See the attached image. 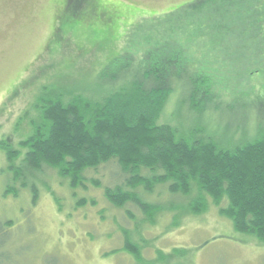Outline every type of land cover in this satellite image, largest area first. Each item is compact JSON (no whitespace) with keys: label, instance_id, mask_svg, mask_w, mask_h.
Here are the masks:
<instances>
[{"label":"trees","instance_id":"16d2710c","mask_svg":"<svg viewBox=\"0 0 264 264\" xmlns=\"http://www.w3.org/2000/svg\"><path fill=\"white\" fill-rule=\"evenodd\" d=\"M84 2L64 1L62 33L77 37L76 23L100 21L82 8ZM92 27L102 38L94 43L110 45L106 31ZM146 30L148 43L173 46L157 51L163 65L154 60L146 68L122 70V60L102 65L96 89L82 82L95 71L72 78L61 73L35 86L10 136L0 139L7 177L3 194L17 197L26 190L34 206L41 187L50 192L47 180L54 174L83 206L86 198L76 190H86L90 181L123 214V223L116 224L119 250L129 253L133 264H152L143 256L145 248L153 249L156 260L169 256L143 231L174 210L172 216L182 221L215 207L235 232L264 245V86L256 99L239 104L217 100L211 88L224 78L217 75L225 44L230 63L243 62L244 70L232 72L233 78L264 75V0H193ZM50 195L60 210L59 198ZM21 223L14 230L12 219H1L0 235L28 234L32 228L22 230Z\"/></svg>","mask_w":264,"mask_h":264},{"label":"rangeland","instance_id":"374dc122","mask_svg":"<svg viewBox=\"0 0 264 264\" xmlns=\"http://www.w3.org/2000/svg\"><path fill=\"white\" fill-rule=\"evenodd\" d=\"M64 1L0 0V139L10 136L14 121L27 108L35 86L61 73L72 78L95 71L82 82L96 89L100 86L97 72L102 65L109 68L120 60L122 70L142 64L150 67L153 60L163 65L164 58L157 56V51L170 52L173 46L165 45L167 41L148 43L145 39L151 33L146 27L154 20H163L172 13V8L184 7L193 0H85L82 8L99 16L100 21L94 17L88 18L84 26L76 23L73 31L78 30L77 37L60 30ZM173 14L171 18L178 15ZM73 23L69 25L73 27ZM93 24L106 31L110 45L102 47L99 42L94 43L102 38L100 33L91 32ZM124 44L127 49L123 51ZM229 49L225 44L224 65L217 75L224 78L218 86L210 85L212 95L234 104L256 99L264 86V75L246 76L240 81L233 78L232 72L243 71L244 67L242 61L234 66L230 63ZM111 53L118 55L108 57ZM114 57L118 59L109 62ZM174 69L170 66L168 71ZM226 70L224 76L222 71ZM177 72L179 69L174 74ZM4 167L0 151V220L12 219L14 230L21 222L22 230H32L21 236L0 235V264L134 263L129 253L119 250L122 238L116 224L123 223V214L106 202L101 187L88 181L86 190L78 188V194L86 198V204L78 206L65 183L51 174L47 181L50 192L60 200V210L50 192L42 187L33 206L26 190L19 191L17 197L3 194L7 182ZM174 212L177 213L168 212L156 225L143 231L144 237L152 236L156 249L169 255L156 260L153 249H143V256L152 260V264H264V245L249 235L235 232L231 221L215 207L209 206L199 215H186L182 221L178 215L172 216ZM128 228L134 231V224L129 223ZM173 248L177 249L176 254L172 253Z\"/></svg>","mask_w":264,"mask_h":264}]
</instances>
